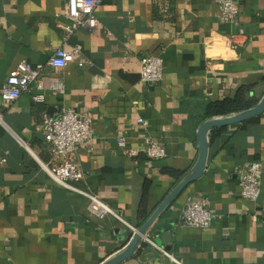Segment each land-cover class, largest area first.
I'll list each match as a JSON object with an SVG mask.
<instances>
[{
    "label": "crops",
    "instance_id": "0c3cea01",
    "mask_svg": "<svg viewBox=\"0 0 264 264\" xmlns=\"http://www.w3.org/2000/svg\"><path fill=\"white\" fill-rule=\"evenodd\" d=\"M236 1L240 14L227 22L216 0H103L95 29L71 31L67 0H0V91L23 60L42 65L45 82L44 90L33 84L11 105L0 96V264H103L134 237L123 220L93 214L87 196L46 173L42 164L53 160L46 114L74 107L92 117L93 140L77 150L84 177L76 184L139 232L194 172L200 126L224 117H206V104L234 97L243 86L264 97V0ZM63 46H79L86 65H51ZM148 55L164 59L159 83L141 80ZM41 92L45 101H35ZM219 127L225 128L209 137L205 171L146 235L185 264H264V112ZM151 140L165 157H148ZM253 161L262 164L258 202L243 198L239 186ZM192 194L209 199L216 214L210 227L179 223ZM143 208L149 216L140 221ZM119 264L176 263L144 240Z\"/></svg>",
    "mask_w": 264,
    "mask_h": 264
},
{
    "label": "built area",
    "instance_id": "2783aa9c",
    "mask_svg": "<svg viewBox=\"0 0 264 264\" xmlns=\"http://www.w3.org/2000/svg\"><path fill=\"white\" fill-rule=\"evenodd\" d=\"M221 8V18L232 22L240 14V6L236 0H216ZM103 0H67V16L72 21L69 30L86 26L95 29L98 25L97 8ZM234 37L236 35H233ZM82 50L79 46L67 49L64 46L55 50L49 63L55 67H66L77 62L80 66L86 65L81 58ZM165 72L164 59L158 55H148L141 59V80L147 83H159ZM33 84L38 89L44 90L45 82L42 77V65H35L27 60L21 61L15 72L10 74L3 83L0 91L1 100L5 105H11L20 96L29 91ZM55 88L63 90L61 83ZM35 101H45L44 93L33 95ZM0 117V121H1ZM142 121V120H140ZM93 119L77 108L71 107L53 115L46 114L44 121L45 139L51 146L53 160L51 163L42 164L46 173L61 187L87 196L90 199L89 209L93 214L104 217L113 214L130 226L134 233L137 228L121 218V216L109 207L97 196L80 188L78 183L84 177V171L77 157V150L81 146H87L93 140ZM118 144L126 148L125 137H118ZM131 155H137L139 150L132 149ZM150 158H162L166 156L165 148L156 141H148L144 151ZM262 164L259 161L249 163L240 178V194L243 198L258 202L262 192ZM216 218L209 199L189 195L183 207L179 223L188 227L208 228ZM144 240L154 244L161 252L170 257L176 264H185L170 251L159 247L150 237L144 236Z\"/></svg>",
    "mask_w": 264,
    "mask_h": 264
},
{
    "label": "water",
    "instance_id": "95a60500",
    "mask_svg": "<svg viewBox=\"0 0 264 264\" xmlns=\"http://www.w3.org/2000/svg\"><path fill=\"white\" fill-rule=\"evenodd\" d=\"M264 112V97L261 101L253 108L227 115L220 118L209 119L205 121L199 129V137H200V159L194 172L188 176L184 181L180 183V185L172 191L169 196L163 201L160 207L155 211V213L146 221V223L140 228L139 232L134 233V237L130 245L124 249L122 252L118 253L108 261L103 264H119L123 260L133 256L137 249L143 244L144 236L146 235V231L149 226L155 221L158 215L170 204V202L176 198L186 186L199 178L202 173L205 171L207 162H208V146H209V136L212 129L219 126H227L236 123L243 122L248 120L254 116H257Z\"/></svg>",
    "mask_w": 264,
    "mask_h": 264
},
{
    "label": "trees",
    "instance_id": "16d2710c",
    "mask_svg": "<svg viewBox=\"0 0 264 264\" xmlns=\"http://www.w3.org/2000/svg\"><path fill=\"white\" fill-rule=\"evenodd\" d=\"M260 99L261 96L253 93V87L243 86L234 97L209 101L205 106V116L212 118L243 112L255 107L260 102ZM224 128L225 127H216L212 129L209 136L211 140H214ZM170 173L176 177L181 176V173L176 171H170ZM146 190H148V186ZM148 216L147 208H143L139 213L140 221L145 220Z\"/></svg>",
    "mask_w": 264,
    "mask_h": 264
}]
</instances>
